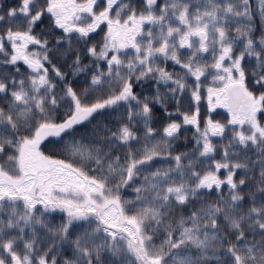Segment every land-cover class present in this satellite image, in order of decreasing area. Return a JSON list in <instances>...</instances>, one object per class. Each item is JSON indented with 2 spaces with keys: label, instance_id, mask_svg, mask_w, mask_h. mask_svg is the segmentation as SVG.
<instances>
[{
  "label": "snow or ice",
  "instance_id": "1",
  "mask_svg": "<svg viewBox=\"0 0 264 264\" xmlns=\"http://www.w3.org/2000/svg\"><path fill=\"white\" fill-rule=\"evenodd\" d=\"M0 264H264V0H0Z\"/></svg>",
  "mask_w": 264,
  "mask_h": 264
}]
</instances>
